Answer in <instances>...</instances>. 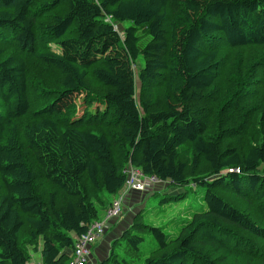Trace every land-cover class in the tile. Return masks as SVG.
<instances>
[{"label":"trees","instance_id":"trees-1","mask_svg":"<svg viewBox=\"0 0 264 264\" xmlns=\"http://www.w3.org/2000/svg\"><path fill=\"white\" fill-rule=\"evenodd\" d=\"M128 164L204 188V206L175 237L137 212L95 264H132L114 247L138 251L146 233L156 247L143 264H264V0H0V264H26L23 243L68 264Z\"/></svg>","mask_w":264,"mask_h":264},{"label":"rangeland","instance_id":"rangeland-1","mask_svg":"<svg viewBox=\"0 0 264 264\" xmlns=\"http://www.w3.org/2000/svg\"><path fill=\"white\" fill-rule=\"evenodd\" d=\"M46 1L47 0H36V4L41 5L42 3ZM63 10H64V4L62 3L59 5V8L51 9L50 12L52 15V14L62 12ZM49 16L41 17V18L38 17L37 21L39 23H48L50 21ZM127 24L129 23L116 22L115 26L117 27L119 31H122L125 25ZM137 34L140 40L141 39L143 40L139 43V46L142 47L145 43L144 39H146V32L145 30H141V31H138ZM6 49H7L6 53H16V48L11 44H8L6 46ZM25 59L29 66V73L32 76H36V75L40 76V74H42L44 88L58 87L59 82L61 81L60 80L61 77L56 70H54L52 67H49V68L41 67V63L39 64L36 61L35 57L33 56L26 55ZM141 66H142V60L140 59L133 66L134 78H135V96H136L138 103L140 102V89H141V82L138 77V72ZM83 98H84V95L80 94L76 101L78 114H81L84 108ZM97 105H99L98 102L94 101L91 108H94ZM34 108H36V106ZM162 188L156 191V194L154 193L155 191L150 192L149 194H140L143 197V202H145V204H142V203L132 204L128 208L126 209L124 208V212H123L124 214L122 216H119L117 220L112 221V227H110L108 233L113 231V233L119 234L120 236L121 233L125 229H127L132 223L131 221V223L127 226V223L131 220V219L129 220V217L133 219V217L136 215L137 212L138 213L142 212V218L145 224L155 226V227H164L165 231L172 230L171 235L172 237H175V235L178 233V230H179V225H180L178 224L179 221L185 218H189L195 209H198L200 206H204V203L202 201V197L204 195V188L193 187L192 184L179 186V187L167 185L165 188L164 187ZM38 189L42 193L46 194L50 188L46 183L38 182ZM184 192H186L187 194L184 195L183 198L173 199L169 201L168 200L160 201L161 198H165L166 196L180 194ZM107 198L108 200H111L113 196L108 194ZM139 206L141 207L137 210ZM129 211L133 212V216L131 213H128ZM187 213H189V215H186ZM103 215H105V211L104 209H100L98 212V219H101ZM136 233H141V232L136 231ZM98 244L101 245L100 243ZM23 247L26 250H28V252H30V258L32 257L31 254L34 252H37L40 248L38 247V249L33 250L31 245L27 246V244H24V243H23ZM94 247L95 246L92 247V250L94 249ZM110 247L111 246H107L106 249H108V251H105V255H104L105 257L109 255ZM138 247H139L138 251H135L131 242H128L126 239H120L118 244L115 245L114 247V253L116 254L118 260H121L122 258H126L129 260H132L131 261L132 264H143L144 257L149 256L151 251L156 247V243L153 237L150 234L146 233L144 234V240L138 244ZM66 252H70V251H66ZM71 253H70V256H71ZM33 257L34 259L38 258V261L39 262L41 261V264H42V259H40L41 256H33ZM30 258L28 259L27 263L35 264L34 261H32L33 263L31 262ZM102 258L96 255L89 256L88 261H89V264H95L96 262L100 261ZM71 259L72 257L70 258V261ZM70 261L68 262V264H71ZM109 264H115V263H109Z\"/></svg>","mask_w":264,"mask_h":264},{"label":"built area","instance_id":"built-area-1","mask_svg":"<svg viewBox=\"0 0 264 264\" xmlns=\"http://www.w3.org/2000/svg\"><path fill=\"white\" fill-rule=\"evenodd\" d=\"M123 171L126 174L125 182L105 210L104 217L92 221L84 233L74 236L71 264H89L88 258L91 256L92 245L105 234L109 227V219L118 218L121 215L122 197L126 192L150 191L154 184L160 181L156 176L144 174L139 168L130 164Z\"/></svg>","mask_w":264,"mask_h":264},{"label":"crops","instance_id":"crops-1","mask_svg":"<svg viewBox=\"0 0 264 264\" xmlns=\"http://www.w3.org/2000/svg\"><path fill=\"white\" fill-rule=\"evenodd\" d=\"M163 184V185H162ZM169 183L168 182H164L163 183V181L161 182V181H159V182H157V183H155L154 184V186L152 187V189L150 190V191H145V192H135V191H128V192H126L124 195H123V197H122V213H121V215L120 216H122L124 213V208L126 209V208H128L130 205H132V204H140V203H142V204H145V202H143V197L140 195V194H149L150 192H154L155 194H156V191H158V190H160L162 187H166L167 185H168ZM163 189V188H162ZM154 194V195H155ZM117 195V194H116ZM115 195V196H116ZM115 196H114V198H115ZM141 206H139L138 208H137V210L140 208ZM125 213H127V212H125ZM128 213H131L132 214V216H133V212L132 211H129ZM103 217H104V215H103ZM102 217V218H103ZM124 217V216H123ZM119 218V217H118ZM118 218H110L109 219V227H108V229L106 230V232H105V234L101 237V238H99L97 241H96V243L95 244H93L92 245V247L93 246H95L94 247V249L92 250V248H91V256H99V257H105L104 255H105V251H108V249H106L107 248V246H110V244H111V242L114 240V239H116L118 236H119V234H115V233H113V231L112 232H109L108 233V231H109V229H110V227H112V221H114V220H117ZM131 219V220H130ZM129 222L127 223V226L131 223V221H132V218L131 217H129ZM98 243H100L101 245H99ZM41 248V247H40ZM31 258H30V260H31V262L32 261H34V263L35 264H41V261L39 262L38 261V258H35L34 259V257L33 256H41V252H40V249L37 251V252H34V253H32L31 254ZM41 259V258H40ZM30 262V263H31ZM33 263V262H32ZM28 264V263H27Z\"/></svg>","mask_w":264,"mask_h":264}]
</instances>
